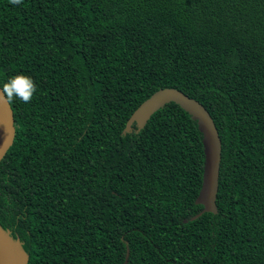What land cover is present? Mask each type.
I'll return each mask as SVG.
<instances>
[{
	"label": "trees",
	"instance_id": "trees-1",
	"mask_svg": "<svg viewBox=\"0 0 264 264\" xmlns=\"http://www.w3.org/2000/svg\"><path fill=\"white\" fill-rule=\"evenodd\" d=\"M19 73L38 87L9 101L0 228L27 264H264V0H0V87ZM166 87L221 140L194 220L197 122L170 102L124 132Z\"/></svg>",
	"mask_w": 264,
	"mask_h": 264
},
{
	"label": "water",
	"instance_id": "water-1",
	"mask_svg": "<svg viewBox=\"0 0 264 264\" xmlns=\"http://www.w3.org/2000/svg\"><path fill=\"white\" fill-rule=\"evenodd\" d=\"M0 89H2L0 87ZM173 102L184 110L202 134L204 165L200 190L195 204L203 206L201 212L192 216L194 220L204 212L216 213L219 168L221 161V140L216 125L206 108L197 100L188 97L175 88H161L144 100L130 115L124 132H131L133 124L136 131L142 129L153 113ZM15 122L9 101L0 98V161L13 143ZM186 221V220H185ZM27 254L18 239L13 240L0 228V264H27Z\"/></svg>",
	"mask_w": 264,
	"mask_h": 264
},
{
	"label": "clouds",
	"instance_id": "clouds-1",
	"mask_svg": "<svg viewBox=\"0 0 264 264\" xmlns=\"http://www.w3.org/2000/svg\"><path fill=\"white\" fill-rule=\"evenodd\" d=\"M13 4H20L23 0H10ZM35 80L27 74L19 73L12 76L0 89V98L12 101L19 99L25 104L31 103L37 91Z\"/></svg>",
	"mask_w": 264,
	"mask_h": 264
}]
</instances>
